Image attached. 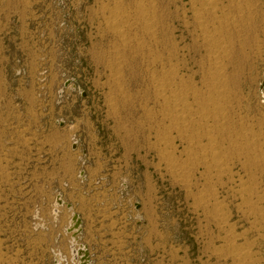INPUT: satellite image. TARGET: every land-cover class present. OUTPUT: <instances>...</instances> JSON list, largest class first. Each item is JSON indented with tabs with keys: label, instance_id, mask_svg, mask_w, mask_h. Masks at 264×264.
Instances as JSON below:
<instances>
[{
	"label": "rangeland",
	"instance_id": "374dc122",
	"mask_svg": "<svg viewBox=\"0 0 264 264\" xmlns=\"http://www.w3.org/2000/svg\"><path fill=\"white\" fill-rule=\"evenodd\" d=\"M214 3L0 0V264H264V0Z\"/></svg>",
	"mask_w": 264,
	"mask_h": 264
},
{
	"label": "bare ground",
	"instance_id": "6f19581e",
	"mask_svg": "<svg viewBox=\"0 0 264 264\" xmlns=\"http://www.w3.org/2000/svg\"><path fill=\"white\" fill-rule=\"evenodd\" d=\"M140 1H141V0H140ZM138 3H139V2H138ZM139 4H140V3H139ZM135 5H136V4H135ZM205 6H206V9H207V14L213 13V10L215 9V7H217V6L215 5V3H214V0H205ZM116 7H117V6H116ZM146 7H147V6H146ZM149 7H150V6H149ZM200 7H201V6H200ZM119 8H120V7H119ZM138 10L140 11V14H141V16H142V18H143V20H144L143 22H144L145 25H144V24H143V25L145 26V29H146L147 31H150V29H151L150 21H151V20L149 19V17H147V16L144 15L145 13H147V12H146L147 9L145 8V5H142V3H141V5L139 6V9H138ZM119 11H120V10H119ZM201 11H202V10H201ZM204 11H205V10H204ZM130 13H131V12H130ZM152 13H153V12H152ZM115 14H116V13H115ZM140 14H139V15H140ZM147 14H148V13H147ZM147 14H146V15H147ZM199 14H200V13H199ZM202 14H203V13H202ZM204 14H205V13H204ZM119 15H120V14H119ZM119 15L117 14V16H119ZM125 15H126V14H125ZM137 15H138V14H137ZM139 15H138V16H139ZM149 15H150V14H149ZM210 15H211V14H210ZM117 16H116V17H117ZM153 16H154V15H153ZM205 16H206V15H205ZM114 18H115V16H114ZM118 18H120V16H119ZM118 18H117V20H118ZM137 18H138V17H137ZM137 18H136V19H137ZM120 19H121V18H120ZM198 19H199L200 24H201L203 18H200V17H199ZM139 20H141V18H140ZM203 20H204V19H203ZM110 21H111V20H110ZM110 21H109V22H110ZM112 21H113V19H112ZM114 21H115V20H114ZM114 21H113V22H114ZM197 21H198V20H197ZM107 22H108V21H107ZM125 22H126V21H125ZM136 22H137V21H136ZM140 22H142V21H140ZM126 24H127V22H126ZM219 24H220V23H219ZM119 25H120V24H119ZM131 25H132V23H131ZM139 25H141V24H139ZM201 25H202V24H201ZM201 25H200V27H201ZM205 25H206V23H205ZM205 25H204V26H205ZM208 25H209V24H208ZM124 26H125V25H124ZM128 26H129V25H128ZM144 26H143V27H144ZM143 27H142V28H143ZM202 27H203V25H202ZM206 27H207V26H206ZM218 27H219V26H218ZM207 28H208V27H207ZM220 28H221V27H220ZM129 29H130V27H129ZM131 29H132V28H131ZM131 29H130V31H131ZM111 30H112V29H111ZM206 30H207V29H206ZM217 30H218V29H217ZM114 31H115V30H114ZM141 31H142V30H141ZM141 31H140V32H141ZM147 31L144 30V32H147ZM209 31H210V30H209ZM213 31H216V30H213ZM219 31H220V30H218L217 32H219ZM135 32H136V31H135ZM202 32H203V31H202ZM211 32H212V31H211ZM220 32H221V31H220ZM122 33H123V32H122ZM204 33L206 34V32H204ZM215 33H216V32H215ZM127 34H128V33H126V35H127ZM147 34H148V33H147ZM205 34H204V35H205ZM207 34H208V32H207ZM131 35H133V34H131ZM135 35H137V34H135ZM153 35H154V34H153ZM220 35L223 36V34H220ZM116 36H117V35H116ZM120 36H121V35H120ZM124 36H125V34L123 33L121 37H124ZM128 36H129V35H128ZM206 36H207V35H206ZM216 36H217V34H212L211 36L208 35L207 38H206V40L204 39V41L208 42V43L211 45L210 48H212V47L215 48V47H216L217 50H215V51H216L215 55H214V53H213L214 51H213V52L211 51V53H213L214 57H216L217 54H218V55L220 54L219 51H218V50L220 49V48H219L220 45H218V44H220V41H219V35H218V37H216ZM127 38H128V37H127ZM204 38H205V36H204ZM222 38H223V37H222ZM220 39H221V38H220ZM223 42H224V41H223ZM124 46H125V45H124ZM222 46H223V43H222ZM224 46H225V45H224ZM208 47H209V45H208ZM220 47H221V46H220ZM228 47H230V46H228ZM221 49H222V48H221ZM221 49H220V50H221ZM226 49H227V48H226ZM223 50H225V49H222V51H223ZM227 50H228V49H227ZM222 51H220V52H222ZM223 52H225V51H223ZM225 54H226V53H224V55H225ZM229 54H230V53H229ZM210 55H211V54H210ZM218 55H217V56H218ZM222 56H223V55H222ZM222 59H223V58H222ZM218 60H219V58H216V59H215L216 62H215L214 64H216V65H215L216 67H215L214 70H215V73H217V74H216V75H217L216 78L219 79V77H218V76H219L218 74L220 73L219 70L221 71L222 68H221V67H220V69L217 68V65H218L217 62H218ZM219 64H220V63H219ZM220 65H221V64H220ZM220 65H219V66H220ZM213 66H214V65H213ZM213 66H212V67H213ZM224 66H225V65H224ZM223 69H224V68H223ZM222 71H223V70H222ZM213 72H214V71H213ZM170 73H171V72H170ZM170 73H169V74H170ZM215 73L213 74L214 76H215ZM220 75H221V73H220ZM163 76H164V75H163ZM211 76H212V75H211ZM211 76H210V78L213 77V76H212V77H211ZM222 76H223V75H222ZM173 77H174V76H173ZM222 78H224V77H222ZM169 79H170V78H169ZM214 79H215V78H214ZM218 79H216V80H218ZM158 80H159V79H158ZM160 80H161V79H160ZM224 80H225V79H224ZM224 80H223V81H224ZM156 81H157V80H155L154 82H156ZM219 81H220V80H219ZM115 82H116V81H115ZM171 82H172V81H171ZM212 82H214L213 79H212ZM217 82H218V81H217ZM180 83H181V82H180ZM219 83H220V82H219ZM221 83L223 84L224 82H221ZM221 83H220V85H219V84H218V85H219L220 87L223 88L224 86H221V85H222ZM214 84H215V82H214ZM214 84H212V85H214ZM216 84H217V83H216ZM212 85H211V87H212ZM175 86H176V85H175ZM216 86H217V85H216ZM169 87L171 88V85L169 86L168 83H167V81H166V82H163V81L159 82L158 88H159V91H160V92H162L163 90H164V91H165V90H168ZM177 87H178V86H177ZM158 88H157V89H158ZM212 88H214V87H212ZM187 89H188V88H187ZM214 89H215V88H214ZM214 89H213V90H214ZM219 89H220V88H219ZM219 89L217 88L216 90L219 91ZM225 89H226V86H225ZM216 90H215V91H216ZM223 90H224V89H223ZM177 91H178V90H177ZM179 91H180V90H179ZM218 91H217V92H218ZM194 92H195V91H194ZM224 92H225V91H224ZM158 93H159V92H158ZM162 93H163V92H162ZM173 93L175 94V92H172L171 95H170V94H169V95L172 97V96L174 95ZM176 93H179V92H176ZM204 93H205V92H204ZM160 94H161V93H160ZM180 94H181V93H180ZM180 94H179V98H180ZM194 94H195V93H194ZM212 94H214V93H212ZM215 94H216V93H215ZM215 94H214V95H215ZM176 95H177V94H176ZM176 95H174V96L176 97L177 103H178V101H179V104H178V105H180V104L182 105V104H183L184 106H183L182 108H184L186 102H185V104L182 102V98L184 97L183 93H182L183 97H181V99H180L181 101L179 100V98L177 99V96H176ZM182 95H181V96H182ZM196 96H197V95H196ZM215 96H217V94H216ZM220 96H221V95H220ZM175 97H174V98H175ZM188 97H189V96H188ZM203 97H204V96H203ZM209 97H210V96H209ZM209 97H208V98H209ZM211 97H212V96H211ZM172 98H173V97H172ZM214 98H216V97L213 96V100H214ZM217 98H218V97H217ZM160 99H161V98H160ZM162 99H163V98H162ZM168 99H170V98L168 97ZM168 99H166V102L168 101ZM188 99H189V98H188ZM174 100H175V99H174ZM183 100H184V99H183ZM184 101H185V100H184ZM209 101H210V100H209ZM163 102H164V101H163ZM170 102H171V100H169V103H170ZM206 102L208 103V100H207ZM213 102H214V101H213ZM213 102L211 101V103H213ZM171 103H173V102H171ZM209 104H210V103H209ZM214 104H216V103H214ZM170 105H171V104H170ZM173 105L175 106L174 103H173ZM178 105H177V106H178ZM205 106H206V105H205ZM213 106H214V105H213ZM215 106H216V105H215ZM172 107H173V106H172ZM186 107H187V104H186ZM207 107H208V105H207ZM165 108H166V107H165ZM187 108H188V107H187ZM187 108H186V109H187ZM209 108H210V107H209ZM167 109H168V107H167ZM173 109L175 110V107H173ZM176 109H177V107H176ZM179 109H181L180 106H179ZM190 109H191V108H190ZM204 109H206V108H204ZM213 109H216V108H213ZM169 110H170V109H169ZM184 110H185V109H184ZM184 110H182V111L184 112ZM187 110H189V108H188ZM187 110H185V111H187ZM191 110H192V109H191ZM207 110H208V108H207ZM220 110H221V109H220ZM200 111H201V110H200ZM168 112H169V111H168ZM174 112H175V111H174ZM207 112H208V111H207ZM216 112H217V110H216ZM177 113L179 114L180 112H177ZM177 113H176V114H177ZM186 113H187V112H186ZM221 113H222V112H221ZM168 114H169V113H168ZM171 114H175V113L172 112ZM176 114H175V115H176ZM178 114L176 115L178 119H180V118H182L183 116L186 115L185 113L183 114V113L181 112L180 114H182L183 116L181 117V115H180V117H179ZM199 114H200V113H199ZM188 115H189V114H188ZM200 115H201V114H200ZM210 115H211V114H210ZM172 116H173V115H172ZM192 116H193V115H192ZM192 116H191V117H192ZM203 117H204V116H203ZM207 117H209L208 114H207ZM224 117H225V116H224ZM174 118L176 119V117H174ZM194 118H195V117H194ZM200 118H201V117H200ZM204 118H205V117H204ZM214 118H215V117H214ZM219 118H220V117H219ZM171 119H172V118H171ZM185 119H186V118H185ZM173 120H174V119H173ZM180 120H181V119H180ZM180 120H179V122H184V123H185V120H184V121H180ZM182 120H183V119H182ZM191 120H192V119H191ZM212 120H213V119H212ZM224 120H225V119H224ZM167 121H168V120H167ZM175 121H176V120H175ZM186 121H187V120H186ZM197 121H198V120H197ZM200 121H201V120H200ZM217 121H218V120H217ZM172 123H173V122H172ZM174 123H175V122H174ZM184 123H182V124H184ZM200 123H201V122H200ZM170 124H171V123H170ZM196 124H199V123H196ZM174 126H175V125H174ZM174 126H173V127H174ZM194 126H195V125H194ZM205 126H206V125H205ZM207 126H208V125H207ZM168 127H169V126H168ZM176 127H177V126H176ZM178 127H179V126H178ZM178 127H177V128H178ZM201 127L203 128V125H202ZM169 128H170V127H169ZM184 128H185V127H184ZM187 128H188V127H187ZM197 129H198V128H197ZM205 129H206V128H205ZM210 129H211V128H210ZM170 131H171V130H170ZM175 131H176V130H175ZM184 131H185V130H184ZM196 131H197V130H196ZM213 131H214V130H213ZM213 131H211V132H213ZM194 132H195V131H194ZM165 134H166V133H165ZM178 134H179V133H178ZM166 135H167V134H166ZM168 135H169V134H168ZM183 135H184V134H183ZM204 135H205V133H204ZM164 136H165V135H164ZM199 136H200V135H199ZM212 136H213V135H212ZM165 137H166V136H165ZM192 137H193V136H192ZM210 137H211V136H210ZM173 138H175V137H173ZM186 140H187V139H186ZM191 140H192V139H191ZM210 140H211V139H210ZM194 141H195V140H194ZM188 142H189V141H188ZM211 143H212V142H211ZM209 144H210V143H209ZM212 144H213V143H212ZM199 145H200V144H199ZM171 148H172V147H171ZM173 148H174V147H173ZM220 148H221V147H220ZM160 149H161V148H160ZM235 149H236V148H235ZM166 150H167V149H166ZM220 150H221V149H220ZM207 151H208V150H207ZM208 152H209V151H208ZM211 152H212V151H211ZM215 152H216V151H215ZM173 153H174V152H173ZM220 153H221V152H220ZM188 154H189V153H188ZM188 154H187V155H188ZM208 154H209V153H208ZM211 154H212V153H211ZM218 154H219V153H218ZM203 155H204V154H203ZM212 155H213V154H212ZM215 155H216V154H215ZM221 156H222V155H221ZM195 157H196V156H195ZM204 158H205V157H204ZM213 159H214V158H213ZM213 159H212V161H213ZM216 159H217V157H216ZM210 160H211V159H210ZM217 160H218V159H217ZM170 161H171V160H170ZM172 161H173V159H172ZM175 161H176V159H175ZM206 161H207V160H206ZM218 161H219V160H218ZM167 162H168V161H167ZM214 162H215V161H214ZM210 163H211V162H210ZM216 163H217V162H216ZM221 163H222V162H221ZM217 164H218V165H217L218 168L221 167V166L223 167V165H224V164H223V165L220 166L219 163H217ZM208 166H209V165H208ZM167 168H168V167H167ZM175 168H176V167H175ZM210 168H212V167H210ZM224 168H225V167H224ZM180 169H181V168H180ZM216 169H217V168H216ZM212 170H213V168H212ZM221 171H222V170H221ZM218 172H219V171H218ZM223 172H224V170H223ZM184 173H185V172H184ZM175 179H176V178H175ZM180 183H181V182H180ZM182 184H183V183H182ZM222 216H223V215H222ZM222 216H221V217H222ZM221 217H220V218H221ZM223 219H224V218H223ZM220 220H221V219H220ZM222 221H223V220H222ZM70 224H71V222H70ZM71 225H72V224H71ZM71 225H70V226H71ZM67 230H68V229H67ZM71 236H72V235H71ZM74 241H76V240H74ZM234 250H235V249H234ZM236 250H239V249H236ZM241 252H242V251H241ZM241 252H240V253H241ZM236 253H237V252H236ZM239 256H240V259H239V258H238V259H239V261H241V263H244L245 260L248 259V258H247V257H248V254L242 253L241 255L239 254L238 257H239ZM236 257H237V256H236ZM245 263H246V262H245ZM238 264H240V263H238Z\"/></svg>",
	"mask_w": 264,
	"mask_h": 264
},
{
	"label": "water",
	"instance_id": "95a60500",
	"mask_svg": "<svg viewBox=\"0 0 264 264\" xmlns=\"http://www.w3.org/2000/svg\"><path fill=\"white\" fill-rule=\"evenodd\" d=\"M59 204L61 205V201H59ZM67 208H71V206L67 205ZM72 224V225H71ZM71 226L67 230V234L72 235L73 240H77L78 235H80L82 230V223L80 218L77 215H73L71 219ZM72 253L74 254L75 258H79L80 264H89L90 262V255L86 247L79 246L77 250H75V246L72 245Z\"/></svg>",
	"mask_w": 264,
	"mask_h": 264
},
{
	"label": "built area",
	"instance_id": "2783aa9c",
	"mask_svg": "<svg viewBox=\"0 0 264 264\" xmlns=\"http://www.w3.org/2000/svg\"><path fill=\"white\" fill-rule=\"evenodd\" d=\"M72 237V236H71ZM85 247V246H84ZM87 248V247H86ZM89 255H90V253H89ZM74 258H75V256H74ZM76 259V258H75ZM78 259V261H79V258H77ZM78 264H80V262L78 263ZM89 264H90V262H89Z\"/></svg>",
	"mask_w": 264,
	"mask_h": 264
}]
</instances>
